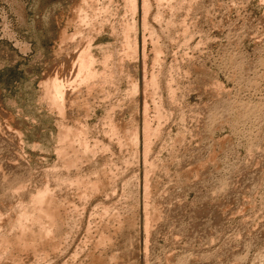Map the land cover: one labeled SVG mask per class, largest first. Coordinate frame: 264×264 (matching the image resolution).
<instances>
[{
  "label": "rangeland",
  "instance_id": "1",
  "mask_svg": "<svg viewBox=\"0 0 264 264\" xmlns=\"http://www.w3.org/2000/svg\"><path fill=\"white\" fill-rule=\"evenodd\" d=\"M129 2L0 0V264H264V0Z\"/></svg>",
  "mask_w": 264,
  "mask_h": 264
},
{
  "label": "bare ground",
  "instance_id": "2",
  "mask_svg": "<svg viewBox=\"0 0 264 264\" xmlns=\"http://www.w3.org/2000/svg\"><path fill=\"white\" fill-rule=\"evenodd\" d=\"M129 1V0H128ZM131 1V3H130V5L132 4L133 6H134V8H133V10L135 9V10H137V8H138V0H130ZM159 1V0H158ZM94 2V1H93ZM96 2V1H95ZM147 2H148V0H147ZM146 2V0H145V2H144V5H143V7H144V11H146V12H148L147 10H148V3ZM92 3V2H91ZM128 3V2H127ZM80 4V3H79ZM160 4V3H159ZM74 5V4H73ZM102 5H104V4H102ZM101 5V6H102ZM106 5V4H105ZM131 5V6H132ZM161 5V4H160ZM89 5H87V7H88ZM128 6V5H127ZM92 7V6H91ZM90 7V8H91ZM94 7V6H93ZM106 7V6H105ZM97 8V7H96ZM93 9V8H92ZM91 9V10H92ZM107 9V8H106ZM132 9V8H131ZM108 10V9H107ZM132 10V11H133ZM150 10V9H149ZM106 12V11H105ZM104 12V13H105ZM135 12V11H134ZM145 12V13H146ZM88 13V12H87ZM136 13V12H135ZM134 13V14H135ZM95 14V13H94ZM80 15V14H79ZM85 15H87V14H85ZM147 15V14H146ZM98 16V15H97ZM144 16V15H143ZM142 16V17H143ZM88 17H89V15H88ZM145 17V16H144ZM83 18H85L84 16H83ZM86 19H87V17H86ZM89 19V18H88ZM91 19V18H90ZM83 21V20H82ZM102 21V20H101ZM109 21V20H108ZM143 21H144V26L146 25V22L147 21H145V18H143ZM98 22V21H97ZM134 22V21H133ZM81 23V22H80ZM79 23V24H80ZM143 25V24H142ZM93 26V25H92ZM147 26V25H146ZM145 26V27H146ZM79 27V26H78ZM133 27V26H132ZM93 28V27H92ZM91 28V29H92ZM65 30V29H64ZM79 30V29H78ZM117 30V29H116ZM76 31V30H75ZM81 32V31H80ZM77 35V34H76ZM75 36V35H74ZM83 36H84V34H83ZM87 37V36H86ZM75 38V37H74ZM77 38V37H76ZM85 39V38H84ZM72 40V39H71ZM75 40V39H74ZM66 42V41H65ZM77 42V41H76ZM88 42H90L89 40H88ZM88 42L86 43L88 46H89V44H88ZM136 42V41H135ZM72 43V42H71ZM79 43V42H78ZM72 45V44H71ZM79 45V44H78ZM91 46V45H90ZM89 46V47H90ZM68 47V46H67ZM87 47V46H86ZM63 48V47H62ZM82 48H83V46H82ZM87 49V48H86ZM136 49V48H135ZM63 50V49H62ZM65 50V49H64ZM82 50H84V51H82ZM81 51H79V53L81 52V54H78L77 53V56H75V57H78V55H79V57H78V65L77 66H75L74 64H76L77 63V58H76V63H74L73 65L75 66V68H76V70H75V68H74V70H75V74L77 75H74V73H73V78H70V77H72V76H70L69 78L70 79H72L71 81L73 82V81H75L74 82V84L75 83H80L81 82V80L83 81V80H86V82L87 81H89V80H91V78L92 77H94V76H96L97 74H96V72L97 71H95L96 70V68L93 70V66H94V63H95V57L88 51L89 50V48H88V50L86 51L85 50V46H84V48L82 49ZM158 51V50H157ZM110 54V53H109ZM59 56V55H58ZM110 57V56H109ZM113 57V56H112ZM69 58V57H68ZM107 58H108V56H107ZM75 59V58H74ZM109 59V58H108ZM115 59V58H114ZM113 59V60H114ZM97 60V59H96ZM61 62V61H60ZM66 62V61H65ZM101 62H102V60H101ZM112 62V61H111ZM125 62V61H124ZM120 63V62H119ZM122 63V62H121ZM103 65H105L106 66V63H102ZM125 64V63H124ZM64 65H65V63H64ZM67 65H70V64H67ZM93 65V66H92ZM74 66H72V67H74ZM77 67H78V72H77ZM107 67V66H106ZM123 68V67H122ZM67 69V68H66ZM69 69V68H68ZM59 70V69H58ZM62 70V69H61ZM72 70V69H71ZM109 70H110V67H109ZM69 71V70H68ZM50 72V71H49ZM60 71H58V73H59ZM66 72V71H65ZM70 72V71H69ZM51 73V72H50ZM71 73V72H70ZM107 73V72H106ZM54 74V73H53ZM53 74H52V78L51 79H49L50 77H48V79L49 80H47V81H45L46 83H45V89H44V91L46 90V94H47V96L50 98V102L52 101L53 103L52 104H54V103H57V105H59V104H63V102H64V104L66 105V103H65V100H64V98H66V94H67V92H65V88H66V86H67V82L69 81L70 82V80H66L65 82H64V79L66 78H64V76H63V73H61L62 74V77L64 78H62L63 79V81H62V79H60L59 77L60 76H58V75H56L55 77H53ZM57 74V73H56ZM60 74V75H61ZM99 74V73H98ZM108 74H109V72H108ZM55 75V74H54ZM67 75V74H66ZM131 75V74H130ZM51 76V75H50ZM74 76H76L77 78L78 77H81V80L80 79H77V80H80V81H77L76 82V77H74ZM154 76V75H153ZM152 76V77H153ZM68 77V76H67ZM69 78H66V79H69ZM102 78V77H101ZM155 78V77H154ZM74 79V80H73ZM95 80V79H94ZM153 81V80H152ZM72 82H70V83H72ZM86 82H84V84L86 83ZM154 82V81H153ZM65 83H67V84H65ZM89 83V82H88ZM94 83V82H93ZM145 83V82H144ZM74 84H69V86L72 88V85H74ZM96 84H98V83H96ZM66 85V86H65ZM81 85V84H80ZM79 85V86H80ZM89 85V84H88ZM146 85V84H145ZM93 86V85H92ZM96 86V85H95ZM68 87V86H67ZM70 87H68V89L70 88ZM77 87V86H76ZM70 88V89H71ZM67 89V88H66ZM68 89H67V91H68ZM72 89H74V88H72ZM135 89H137L138 90V83H136V85H135ZM70 91V90H69ZM69 93V92H68ZM46 94H44V95H46ZM88 94V93H87ZM67 95H69V94H67ZM65 96V97H64ZM72 96V95H71ZM74 96V95H73ZM46 97V96H45ZM47 97V98H48ZM68 97V96H67ZM48 98V99H49ZM63 98V99H62ZM72 98V97H71ZM62 100V101H61ZM64 100V101H63ZM60 101L62 102V103H60ZM69 104V103H68ZM52 106V105H51ZM60 106V105H59ZM63 106V105H62ZM61 106V107H62ZM56 107V106H55ZM59 108V107H58ZM58 108H55V110L57 109L58 110ZM64 108V107H63ZM67 109V108H66ZM61 110V109H60ZM63 111V110H62ZM65 111V110H64ZM60 112V111H59ZM58 112V113H59ZM61 114V113H60ZM114 120V119H113ZM112 122V121H111ZM58 123V122H57ZM60 123V122H59ZM145 123V122H144ZM145 124H147V123H145ZM148 124H149V122H148ZM62 125V124H61ZM64 125V124H63ZM66 126V125H65ZM146 126H148V125H146ZM62 128V127H61ZM67 128V127H66ZM71 128V127H70ZM127 128V127H126ZM144 128H146V127H144ZM64 129V128H63ZM146 129H148V127L146 128ZM145 129V130H146ZM67 130H68V128H67ZM70 130V129H69ZM129 130V129H128ZM66 131V130H65ZM138 131V130H137ZM137 131H135L136 133H137ZM149 131V130H148ZM148 131H145V132H148ZM62 132H63V130H62ZM111 133V132H110ZM149 133V132H148ZM147 133V134H148ZM64 134H66V133H64ZM116 134V133H115ZM68 135V134H67ZM69 135H70V133H69ZM136 135V134H135ZM146 135V134H145ZM65 136V135H64ZM72 137V136H71ZM134 137V136H133ZM65 138H68V136L67 137H65ZM132 138V137H131ZM136 138H137V136H136ZM135 139V138H134ZM133 139V140H134ZM70 140V139H69ZM69 140L66 142V143H68L69 142ZM75 141V140H74ZM80 141V140H79ZM62 142H63V140H62ZM89 142V141H88ZM79 143V142H78ZM60 144V143H59ZM72 144V143H71ZM76 144V143H75ZM80 144V143H79ZM64 145V144H63ZM68 145V144H67ZM66 146V145H65ZM145 147H147L146 145H144ZM143 146V147H144ZM57 148V147H56ZM64 148V147H63ZM62 148V149H63ZM59 149V148H58ZM69 149V148H68ZM85 150V149H84ZM79 151V149L76 151V153ZM58 152V151H57ZM72 152H73V150H72ZM82 152V151H81ZM86 152H87V150H86ZM63 153V152H62ZM70 154V153H69ZM90 154H92V153H90ZM58 155V154H57ZM86 155V154H85ZM61 156V155H60ZM67 156V155H66ZM70 156V155H69ZM76 156H77V154H76ZM67 158V157H66ZM64 160V159H63ZM62 160V161H63ZM90 160V159H89ZM86 161V160H85ZM74 162V161H73ZM78 163V162H77ZM80 165H82V164H80ZM68 166V165H67ZM69 166H71V165H69ZM55 167V166H54ZM70 168V167H69ZM23 170V169H22ZM68 170V169H67ZM76 170V169H75ZM15 171V170H14ZM60 171V170H59ZM58 171V172H59ZM105 171V170H104ZM72 172V171H71ZM103 172V171H102ZM18 173H20V172H18ZM56 173V172H55ZM107 173V172H106ZM4 174V173H3ZM14 174V173H13ZM54 174V173H53ZM58 174V173H57ZM22 175V174H21ZM56 175V174H55ZM1 176V175H0ZM14 176V175H13ZM76 176V175H75ZM2 177H4V176H2ZM22 177V176H21ZM67 177V176H66ZM104 177V176H103ZM15 178V177H14ZM13 178V179H14ZM59 178V177H58ZM102 178V177H101ZM4 180V179H3ZM60 180V179H59ZM98 180H99V178H98ZM13 181V180H12ZM61 181V180H60ZM109 181V180H108ZM19 182V181H18ZM100 182H101V179H100ZM99 182V183H100ZM4 184V183H3ZM6 184V183H5ZM7 184H8V182H7ZM10 184V183H9ZM63 184V183H62ZM61 184V185H62ZM57 185V184H56ZM2 186V185H1ZM9 186V185H8ZM3 187V186H2ZM56 187V186H55ZM62 187V186H61ZM146 187H147V185H146ZM47 188V187H46ZM53 188V187H52ZM58 188V187H57ZM52 190V189H51ZM55 190V189H54ZM54 190H53V193H54ZM112 190V189H111ZM56 191V190H55ZM59 191V190H58ZM147 191V190H146ZM48 192V191H47ZM57 192V191H56ZM38 193V192H37ZM36 193V194H37ZM45 193V192H44ZM65 193V192H64ZM41 194V193H40ZM55 194V193H54ZM39 195V194H38ZM49 195V194H48ZM62 195V194H61ZM64 195V194H63ZM44 196H45V194L43 195V196H39L38 198H36V202H38L39 203V205L40 204H44L43 202H44V200L46 199V198H44ZM47 197V196H46ZM52 197V196H51ZM60 198V197H59ZM35 199V198H34ZM51 199V198H50ZM47 200V199H46ZM57 200H59V199H57ZM34 201V200H33ZM49 201V200H48ZM61 201V200H60ZM67 201V200H66ZM46 202V201H45ZM3 203V202H2ZM34 203V202H33ZM32 203V204H33ZM37 203V204H38ZM49 203V202H48ZM53 203H55V202H53ZM47 204V203H46ZM36 205V204H35ZM39 205H37V206H39ZM42 205H40L39 206V210H36L39 214H30V215H32V216H34V218L36 219V220H40V218H41V220L38 222V224L40 223V226H41V231H40V235L41 236H38V237H43V239L44 238H46L47 239V235L45 236V232L47 231V228H49V227H47V225L49 224L48 222L50 221V220H47V222L46 223H48L47 225L45 224V222L44 221H42L43 219H42V217L44 218V217H49V219H50V217H52L53 218V215H52V213H53V211L51 212V211H49L48 209H50L51 207L50 206H48V205H44V207L42 206ZM50 205V204H49ZM52 205V204H51ZM56 205V204H55ZM47 206L48 207H50V208H47ZM53 206H54V204H53ZM27 207V206H26ZM25 207V208H26ZM63 207V206H62ZM18 208V207H17ZM24 208V209H25ZM29 208H31V207H29ZM33 208H35L34 207V205H33ZM36 208V209H37ZM23 209V208H22ZM34 210V209H33ZM18 211H20V210H18ZM22 211V210H21ZM31 211V213H32V210H30ZM35 211V210H34ZM33 211V212H34ZM35 211V212H36ZM57 210H55V212H56ZM65 211V210H64ZM68 211V210H67ZM70 211V210H69ZM27 212V214H28V212L29 211H26ZM26 212H25V215H24V217L22 216L21 218H20V216L22 215V214H20V216H19V218H17L18 220V222L19 223H17V224H21L22 226H20V227H23V225H25V226H27L25 223H26V221H24V219H27L26 217H27V214H26ZM58 212V211H57ZM157 212H159V211H157ZM69 213V212H68ZM156 213V212H155ZM57 213H55V215H56ZM60 214V213H59ZM118 214V213H117ZM14 215V214H13ZM13 215H12V217L11 218H13ZM29 215V216H30ZM51 215V216H50ZM54 215V216H55ZM32 216H30V217H32ZM57 216H59V215H57ZM62 216V215H61ZM158 216H160V215H158ZM47 217L45 218V219H47ZM74 217V216H73ZM114 217V216H113ZM113 217H112V219H113ZM115 217H117V216H115ZM156 217V216H155ZM16 218V217H15ZM60 218V217H59ZM65 218V217H64ZM70 218V217H69ZM147 218V217H146ZM30 219V218H29ZM34 219V220H35ZM56 219V218H55ZM151 219V218H150ZM157 219V218H156ZM12 220V219H11ZM14 220V219H13ZM31 220V219H30ZM35 220V221H36ZM9 221V220H8ZM117 221H118V219H117ZM146 221H148V220H146ZM34 222V221H33ZM61 222V221H60ZM72 222V221H71ZM15 223V222H14ZM30 223H32V222H30ZM106 223V222H105ZM109 223V222H108ZM149 223V222H148ZM16 224V225H17ZM56 224V223H55ZM63 224V223H62ZM9 225H11V224H9ZM31 225V224H30ZM29 225V226H30ZM61 225V224H60ZM106 225V224H105ZM111 225V224H110ZM118 225V224H117ZM120 225V224H119ZM15 226V225H14ZM25 226H24V228H25ZM33 226V225H32ZM49 226V225H48ZM62 226V225H61ZM28 227V226H27ZM52 227V226H51ZM107 227V226H106ZM115 227V226H114ZM120 227V226H119ZM15 228V227H14ZM17 228V227H16ZM57 228V227H56ZM55 228V229H56ZM61 228V227H60ZM74 228V227H73ZM20 229V228H19ZM30 228H27V231H30V232H32L31 230H32V228H31V230H29ZM45 229H46V231H45ZM22 231L24 230V229H21ZM60 230V229H59ZM15 231V230H14ZM20 231V230H19ZM26 231V228H25V230L19 235L21 238H22V236L24 237V235L26 236V234L28 233ZM53 231V230H52ZM30 232H29V234H30ZM71 232V231H70ZM56 233V232H55ZM28 234V235H29ZM31 234H34L33 232L31 233ZM30 234V235H31ZM54 234V233H53ZM62 234V233H61ZM116 234V233H115ZM27 235V236H28ZM68 235V234H67ZM17 236V235H16ZM19 236L18 237H16V238H19ZM49 236V235H48ZM103 236H104V234H103ZM29 237V236H28ZM50 237V236H49ZM53 237V236H52ZM20 238V239H21ZM66 238V237H65ZM102 238H104V237H102ZM106 238V237H105ZM108 238V237H107ZM8 239V238H7ZM13 239V238H12ZM23 239V238H22ZM31 239V238H30ZM36 239V238H35ZM41 239V238H40ZM43 239H42V241H43ZM54 239V238H53ZM74 239V238H73ZM110 239V238H109ZM38 240V239H37ZM51 240V239H50ZM49 240V241H50ZM108 240V239H107ZM29 241V240H28ZM32 241V240H31ZM48 241V240H47ZM66 241H67V239H66ZM101 241V240H100ZM20 242V241H19ZM24 242V241H23ZM39 242V241H38ZM53 242V241H52ZM112 242V241H111ZM7 243V242H6ZM13 243V242H12ZM17 243V242H16ZM28 243V242H27ZM47 243V242H46ZM54 243V242H53ZM57 243V242H56ZM100 243V242H99ZM107 243V242H106ZM106 243H105V245H106ZM32 244H33V241H32ZM38 244V243H37ZM36 244V245H37ZM49 244V243H48ZM103 244V243H102ZM27 245V244H26ZM53 245H55V244H53ZM57 245V244H56ZM22 246H24V245H22ZM30 246H31V244H30ZM71 246V245H70ZM101 246V245H100ZM13 247V246H12ZM18 247V246H17ZM51 247V246H50ZM64 247V246H63ZM113 247H114V245H113ZM24 248V247H23ZM41 248V247H40ZM51 248H53V247H51ZM59 248V247H58ZM57 248V249H58ZM12 250V249H11ZM23 250V249H22ZM30 250H32V249H30ZM34 250V249H33ZM44 250V249H43ZM53 250H55L54 248H53ZM26 251H27V247H26ZM45 251V250H44ZM65 251V250H64ZM28 252V251H27ZM38 252V251H37ZM46 252V251H45ZM63 252V251H62ZM100 252V251H99ZM114 252V251H113ZM30 253V252H29ZM91 253H92V251H91ZM117 253V252H116ZM100 254V253H99ZM47 255V254H46ZM110 257V256H109ZM46 258V257H45ZM60 258V257H59ZM95 258V257H94ZM117 258V257H116ZM73 259V258H72ZM118 259V258H117ZM104 260V259H103ZM98 261V260H97ZM121 261H122V259H121ZM79 263V262H78ZM87 264V263H86ZM100 264H102V263H100ZM114 264V263H113ZM124 264V263H123Z\"/></svg>",
  "mask_w": 264,
  "mask_h": 264
}]
</instances>
